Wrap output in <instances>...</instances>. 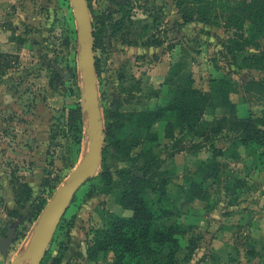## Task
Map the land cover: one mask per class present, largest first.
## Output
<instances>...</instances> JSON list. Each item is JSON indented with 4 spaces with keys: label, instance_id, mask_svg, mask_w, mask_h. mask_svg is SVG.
Segmentation results:
<instances>
[{
    "label": "rangeland",
    "instance_id": "rangeland-1",
    "mask_svg": "<svg viewBox=\"0 0 264 264\" xmlns=\"http://www.w3.org/2000/svg\"><path fill=\"white\" fill-rule=\"evenodd\" d=\"M177 1L87 0L107 127L99 173L110 171L112 182L94 177L80 187L40 264H112L111 255L88 261L83 249L101 226V213L118 210L123 178L114 173L139 171L146 151L170 181L166 189L178 209V218L162 223H177L181 232L175 264H264L260 152L236 147L235 135L218 136L212 145L225 152L216 159L223 167L217 180H205L197 170L211 160V143L184 133L167 138L164 122L140 131L123 117L164 106L188 79L209 99L207 121L224 116L209 88L212 78L230 82L239 117L256 120L264 111V64L243 62L264 54V41L236 38L228 11L217 5L251 0H211L219 19L185 25ZM77 30L70 0H0V237L15 231L0 252V264L16 256L22 257L19 264H31L26 247L38 210L87 170L90 141ZM232 41L239 42V50ZM19 183L32 192L28 202L22 198L17 204L13 187ZM190 183L201 185L209 197L187 201L184 189ZM147 198L156 201L151 193Z\"/></svg>",
    "mask_w": 264,
    "mask_h": 264
},
{
    "label": "trees",
    "instance_id": "trees-1",
    "mask_svg": "<svg viewBox=\"0 0 264 264\" xmlns=\"http://www.w3.org/2000/svg\"><path fill=\"white\" fill-rule=\"evenodd\" d=\"M215 4L216 2L211 0H178L176 7L182 9L183 25L211 24L213 20L219 19V16L213 13ZM217 5L221 10L228 11V25L236 31V38L246 40L251 35L254 39L260 38L264 41V0L241 1L236 7H228L222 3ZM232 44L239 50L238 41H232ZM243 62H254L256 68L261 67L264 64V54L244 58ZM209 86L212 95L224 110V116L219 120L204 119L209 99L192 87L190 79L173 91L171 99L164 106L123 117L133 119L135 128L140 131L148 132L155 124L164 122L167 138L184 133L192 134L202 142L211 143L208 147L212 155L211 160L201 163L197 170L200 174L204 173L205 180H217L223 167L216 159L224 157L225 152L212 145L214 139L220 135H235L238 142L236 147L260 152L258 160L264 165V111L256 120L239 117L237 105L230 99V82L223 78H212ZM111 129L113 126L109 127V131ZM104 131L107 136L105 124ZM153 140L151 137L150 142ZM126 154L128 158V153ZM149 154L147 151L142 154L145 162L139 171L114 173L123 178V187L115 198V204L130 211L132 215L121 217L112 212L101 213V226L94 231L92 239L87 243L88 261H95L101 255H111L112 264L176 263L175 254L179 248L176 237L181 234L179 226L177 223H162L178 218V209L171 203L166 189L170 181L159 173L155 158L147 157ZM112 175L110 171L101 174L98 170L95 177L109 183L112 182ZM17 186L14 184L13 187L15 203L18 204L22 198L23 202H28L31 188L26 183H19ZM148 193L155 195L156 201L148 199ZM184 194L187 201L206 200L209 197L201 185L194 183L184 189ZM43 208L41 206L38 212L41 213ZM192 252L193 249H190V253Z\"/></svg>",
    "mask_w": 264,
    "mask_h": 264
},
{
    "label": "water",
    "instance_id": "water-1",
    "mask_svg": "<svg viewBox=\"0 0 264 264\" xmlns=\"http://www.w3.org/2000/svg\"><path fill=\"white\" fill-rule=\"evenodd\" d=\"M78 27L79 66L83 72L82 112L87 115V136L90 141L87 170L67 181L43 208L26 247L31 264H40L57 227L77 191L92 180L101 165L105 132L97 86L96 56L94 52L93 27L87 0H70ZM16 256L10 264H19Z\"/></svg>",
    "mask_w": 264,
    "mask_h": 264
},
{
    "label": "crops",
    "instance_id": "crops-1",
    "mask_svg": "<svg viewBox=\"0 0 264 264\" xmlns=\"http://www.w3.org/2000/svg\"><path fill=\"white\" fill-rule=\"evenodd\" d=\"M26 183L29 184L27 180H26ZM29 186L31 187L30 184H29ZM13 206H14V201H13ZM11 207L12 206H9L8 209H11ZM116 208L118 210L114 211V213L116 215H118V216H121V217H130L132 215L130 211L123 210L119 206H117ZM14 234H15V231L14 230H10V232H9V234H7V236L0 237V252H3L4 253L5 249L6 250L8 249V245L11 244V241L14 238ZM83 252H85L84 254H85V256H87V249H83Z\"/></svg>",
    "mask_w": 264,
    "mask_h": 264
}]
</instances>
